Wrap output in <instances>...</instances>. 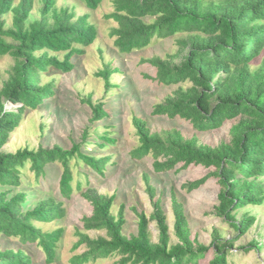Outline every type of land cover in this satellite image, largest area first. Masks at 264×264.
Masks as SVG:
<instances>
[{"label":"trees","instance_id":"1","mask_svg":"<svg viewBox=\"0 0 264 264\" xmlns=\"http://www.w3.org/2000/svg\"><path fill=\"white\" fill-rule=\"evenodd\" d=\"M40 2L41 18L31 20L35 0H0V56L10 55L14 59L8 79L0 88V234L19 238L23 244L37 242L45 252L46 263L52 264L65 229L44 231L35 223L57 221L65 216L66 210L63 202L54 197L39 200L28 209V191H14L22 185L26 164H30L39 182L45 177L47 165L59 162L63 168L60 194L70 199L74 193L71 161L82 160L84 166L104 176L111 157L98 158L82 150L85 143L102 147L108 141L107 132L99 133L97 127L91 133V128L86 127L82 142L73 143L70 149L56 144L37 150L29 147L15 152L1 150L23 114L36 110L55 94V82L41 83L42 74L50 68L71 72L75 66L73 57L83 55L84 48L97 38V26L88 20V14L74 20L75 13L69 7H57L56 0ZM81 2L94 10L102 0ZM113 7L104 18L117 23L110 29V37L115 39L114 45L121 53L142 49L154 37L188 33L177 41L180 52H184L179 63L173 62L177 55L142 60L156 69L154 79L159 84L190 83L188 87L180 85L156 103L152 116L180 118L199 132L219 129L233 120L230 141L211 146L198 144L196 138L186 139L176 128L153 132L147 120L134 116L139 146L132 151L133 157L152 155L157 173L177 167H214V172L181 186L192 192L217 177L220 191L216 215L237 231L235 239L243 236L253 225L254 217L245 216L237 221L235 211L264 204V56L261 65L252 68L264 52V0H113ZM8 13H12L13 22L5 28L3 16ZM56 53H64V57L60 59ZM119 72V68L107 65L96 75L105 81L108 90L111 76ZM6 101L17 104L16 109H7ZM85 102L92 109L90 123L109 117L104 102L93 103L91 96ZM112 140L114 143L115 138ZM144 180L154 210L147 216L132 207L138 217V230L131 235L123 234L124 205L118 216L111 212L116 195L102 194L92 187L81 193L92 206L91 214L82 218L83 229L104 231L105 235L91 237L79 231L75 247L84 244L86 250L74 255L71 264L112 256L119 257L114 264H198L210 252L214 255L208 264H228L234 238L222 239L214 230L209 245L192 239L183 205L176 199L173 227L178 242L171 244L161 201L155 199L156 190L147 175ZM150 222L156 223L157 242L151 239ZM251 246L260 249L259 242ZM0 264H32V258L21 248L7 249L0 251Z\"/></svg>","mask_w":264,"mask_h":264},{"label":"rangeland","instance_id":"2","mask_svg":"<svg viewBox=\"0 0 264 264\" xmlns=\"http://www.w3.org/2000/svg\"><path fill=\"white\" fill-rule=\"evenodd\" d=\"M17 2V1H16ZM57 7H69L75 13V19L82 15H89L88 20L97 26V38L85 47L83 55L73 57L74 69L71 72H60L50 68L42 74L41 83L55 82V94L46 99L36 110H27L16 129L9 134L7 142L2 147L3 152H15L20 148L29 147L38 149L52 148L56 144L70 149L73 143H81L83 131L86 127L98 128L99 133L107 132V142L99 147L97 144L85 143L82 150L98 158L111 157L104 170V176L97 174L82 160L73 159L74 193L70 199H64L60 194L59 181L63 168L59 162H54L45 168V177L38 182L30 164H26L22 173V185L14 189L15 192L28 191V209L47 197H54L63 202L66 214L63 218L48 224L35 223L44 231H51L58 227L65 229L63 237L58 243L56 258L52 264H71L74 255L86 250L85 245L75 247L79 240L78 232L88 233L91 237L105 235L104 231H86L83 229L82 218L92 212L91 204L85 200L81 193L87 188L97 189L99 193L116 195L111 212L118 216L119 210L124 205L125 224L123 234L131 235L138 230V217L132 210L136 207L150 216L154 210L150 196L146 190L144 176L156 190L155 199H160L163 210L167 216L170 242L177 243L174 232L173 201L176 199L182 203L189 227L191 238L209 245L213 240V232L222 239H233L234 248L228 257V264H264V204L260 206H245L235 211V218L241 221L245 216L254 217L253 225L243 235L237 237V231L231 227L222 217L216 215L215 207L218 205L220 185L217 177H212L204 186L188 192L182 188V184L200 178L215 168L204 166L177 167L173 171L157 173L153 169L154 157L148 155L142 159H136L132 151L139 146L138 136L133 124V117H141L147 120L148 126L153 132L163 129L176 128L181 131L186 139L196 138L198 144L218 146L223 142H229L231 135L229 129L233 120H228L216 130L199 132L192 124L180 118L169 119L163 116H152L153 106L163 101L180 85L190 86V83H179L165 86L159 84L154 78L156 69L143 59L153 56L166 57L177 55L174 63H179L184 52H180L181 46L178 40L187 37V32H180L174 36L162 38L154 37L151 43L130 53H121L114 45V38L110 37V29L117 26L112 20H107L104 15L113 11V0H102L97 9H88L81 0H56ZM41 2L35 0L32 11L33 19L41 18ZM5 28L12 26V13L3 16ZM147 21L148 18L146 19ZM9 40V39H8ZM184 51V50H183ZM60 59L64 53H56ZM263 54L257 58L252 68L261 65ZM14 59L10 55L0 56V88L8 79ZM107 65L119 68V73L111 76V87L107 90L105 81L97 77V73ZM93 103L104 102L109 111V117L90 123L92 109L85 102L89 97ZM6 107L14 110L17 104L6 101ZM113 125V126H111ZM112 138H115L113 143ZM238 178H241L238 175ZM78 182L81 188H78ZM1 189V188H0ZM149 230L153 242L158 240V230L155 222H150ZM259 242L260 249L251 246ZM246 247V249H241ZM23 249L32 258V264L46 263L45 252L41 246L35 243L23 244L19 238L7 237L0 234V251L7 249ZM214 253L210 252L198 264H208ZM119 257L98 259L86 264H114Z\"/></svg>","mask_w":264,"mask_h":264}]
</instances>
